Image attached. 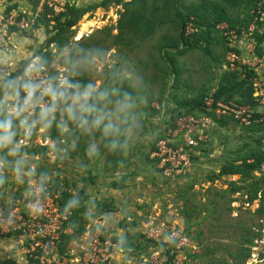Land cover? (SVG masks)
I'll return each instance as SVG.
<instances>
[{
  "label": "rangeland",
  "instance_id": "1",
  "mask_svg": "<svg viewBox=\"0 0 264 264\" xmlns=\"http://www.w3.org/2000/svg\"><path fill=\"white\" fill-rule=\"evenodd\" d=\"M65 1L64 12L49 15L38 11L37 0L0 3V16L13 7V16L38 18L35 27L9 33L6 44L14 48L6 54L0 30V68L5 61L15 67L12 78L0 73V139L6 145L0 151V207L39 176L56 184L70 201L67 212L77 214L69 223L72 231L67 225L62 233L73 232L75 238H60L61 252L77 243L80 234L89 233L83 235L86 241L100 229L101 239L123 250L113 253V264H139L150 260L154 250L160 259L171 253L169 241L147 237L153 230L161 231L157 239L171 240L168 228H177L186 238L180 250L184 264H264V255L251 257L253 241L264 228V178L220 173L223 166L240 164L257 146L259 134L224 120L206 132V143L177 179L163 174L152 151L176 116L196 108L229 73L219 35L212 33L209 45L202 43L183 56L162 52L163 60L159 46L164 36L174 39L177 33L168 14L139 39L119 27L122 7L114 0ZM199 2L180 0L184 7ZM71 8L86 13L57 34L50 16L70 14ZM226 12L242 20L246 7L228 6ZM171 66L178 70L176 79ZM37 84L42 87L30 91L32 96L25 94ZM28 98L32 104L23 108L22 100ZM88 98L96 102L94 116L83 114ZM20 138L23 144H18ZM158 146L161 150L162 142ZM10 238L0 231V242ZM24 251L17 249L22 259ZM6 256L0 250V257Z\"/></svg>",
  "mask_w": 264,
  "mask_h": 264
},
{
  "label": "built area",
  "instance_id": "2",
  "mask_svg": "<svg viewBox=\"0 0 264 264\" xmlns=\"http://www.w3.org/2000/svg\"><path fill=\"white\" fill-rule=\"evenodd\" d=\"M4 1L0 0V3ZM67 3L65 0H39L38 11L47 6L52 8L53 12H64ZM249 14L248 23L236 29L226 23L216 25L226 47L225 68L229 73L236 74L238 81L245 82L248 96L246 100L237 95L231 99L224 97L215 99L213 90L202 98L196 108L191 106L190 110L182 111L176 116L175 122L168 130L169 134L159 141L162 142L161 150L158 142L157 151L154 153L158 155L156 157L162 164L163 174L171 175L172 179L179 178L187 170V166L192 164L195 150L206 143V132L220 125V121L225 120L240 127L262 129L258 134L261 137L260 148L264 152V0H255ZM0 17V30L6 36L8 28L15 24V16ZM33 24V19L29 18L22 19L16 25L21 30H26ZM193 30L191 25L187 27V33ZM1 47L5 54L14 48L6 43ZM5 63L6 66L0 68V73L10 77L15 67H12V61ZM38 84L25 91V94L32 96L33 93L30 91L42 87ZM43 88H48V85H44ZM38 102L36 104H39ZM22 103L23 108L29 103L32 104L30 98L22 100ZM17 141L18 144H23L25 140L20 138ZM165 147L167 151L163 149ZM178 171L180 172L177 173ZM253 174L264 177V160ZM47 183L45 178L35 177L22 190V195L14 197L7 206L0 207V231L3 236L13 238L16 251L18 247L25 248L23 252L26 254L25 258L16 264H113V253H122L123 250L117 243L101 239L100 229H96L97 231L95 230L96 232L94 231L95 233L86 241L82 240L83 235L86 234L88 238L89 233L84 232L78 237L77 243L73 242L69 248L60 251V236L63 232L67 233L63 225L71 213L62 208L59 194L49 190ZM168 229L170 234L166 236L171 240H164L161 237L157 239L161 231L156 230L147 237L155 242L169 241L170 255L165 254L163 260L164 258L160 259L162 257L160 251L154 250L150 260L143 258L139 264H184L185 258L180 250L186 238L179 234L177 228ZM81 241L84 245H79ZM252 249L254 250L252 254L250 253L252 258L264 255V228L255 237Z\"/></svg>",
  "mask_w": 264,
  "mask_h": 264
},
{
  "label": "trees",
  "instance_id": "3",
  "mask_svg": "<svg viewBox=\"0 0 264 264\" xmlns=\"http://www.w3.org/2000/svg\"><path fill=\"white\" fill-rule=\"evenodd\" d=\"M114 1L116 5L120 4L122 7V12L120 14L119 19V27H121L122 29L125 26L129 31H132L137 34L139 39L146 38L147 35H149L153 31V29L160 24V18H163L165 14H168V18L171 20V22L176 23L177 33L175 38L172 39L168 36H164L161 45L159 46V52L163 60L167 59L166 56L162 54V52L168 53L173 50L174 55L183 56L189 50L201 49L202 43L209 45V43L211 42L210 35L212 33L219 35L221 44L224 47V52H226L224 39L221 37L219 31L216 29V25L219 23H226L231 28L236 29L247 24V19L250 18L249 10L253 7V5H255V0H222V4L217 0H200L198 4L190 5L187 7L182 6L180 0H128L126 2H122L123 0ZM37 5H39V0H37ZM67 5L65 9H67ZM241 5H244L246 7V15L245 18H243L242 20H235L229 14H227L226 7H237ZM12 9L13 7H8L4 9L3 13L1 14L3 15V17H8L12 15ZM41 11L48 13V15L49 12H53L52 8H49L47 6H43ZM68 12H70V14L60 13L55 17L50 16V19H53L52 21L56 22L57 34H61L63 31L71 29L73 26H75V24H77V22L84 15V13H86V11L78 8L68 9ZM33 17L34 16L32 15L27 16L25 15V13L16 14L15 24L8 28L6 36L2 35V38H5V41L3 40L2 45H4L8 41L9 33L11 31H25L21 30L16 25L17 23H19L22 19H29ZM62 17L65 18L61 22L60 19ZM37 23L38 18L34 21L33 27H35ZM189 25H191L194 30L192 32L187 33V27ZM62 26H64V28H62ZM51 39L52 38L46 40V44L44 45H49ZM50 57L51 55L47 56V66L50 63ZM171 63H173L172 60ZM24 65L25 63L21 64L19 67L23 68ZM171 68L173 69L174 77L176 79L178 77V70L173 66H171ZM12 77H14L13 74H11L9 78ZM236 95L246 100L248 96V89L246 87L245 82L238 81L236 74L233 73H227L222 75L215 89L214 98L219 99L224 97L225 99H231ZM201 101L202 98L197 104H199ZM96 108V102L93 101L91 98H88L85 102L83 114L86 116H94ZM220 124H224V121H220ZM243 128L255 133H258L262 130L260 128L254 127ZM260 138L261 137L256 140L257 146L255 147V149L250 150L248 153L245 154V156L241 158L240 164L237 165L232 163L228 164L227 166H223L220 171L221 175H239L240 177L252 175L254 171L258 169L260 163L264 160V152L261 151L260 148ZM159 139H163V137H159ZM2 141L3 140L0 139V151H2L6 146ZM158 141L159 140H157L156 143ZM152 151H154L153 153L157 151L156 144L152 148ZM47 185L49 190L54 193H59V202L62 208L66 211H69L68 209L70 208L68 204L70 203V201L69 199H66L67 197H64L65 194L60 193L56 184L51 186L48 182ZM25 187H27V185H25ZM76 217V213L73 215H69L67 222L63 225V228H66V226L68 225V229H71L72 231V228L69 226V223H71V221H73ZM73 231L75 232L77 230ZM73 236L75 238V233L73 234L72 232V234L69 236H63L61 234L60 238L71 239ZM3 264L7 263L3 262Z\"/></svg>",
  "mask_w": 264,
  "mask_h": 264
},
{
  "label": "crops",
  "instance_id": "4",
  "mask_svg": "<svg viewBox=\"0 0 264 264\" xmlns=\"http://www.w3.org/2000/svg\"><path fill=\"white\" fill-rule=\"evenodd\" d=\"M4 241L5 242H0V250L3 251V254H6L7 255L6 256L7 258H1L0 257V263H1V261H4V259H5V261H9L8 262L9 264H16V263L22 262V257L19 254H18L19 255L18 256L17 255V251L14 249L15 246L13 244L14 242H13L12 238L7 239V240H4ZM13 253H15V254H13ZM118 259H120V258H117L116 257V260H118Z\"/></svg>",
  "mask_w": 264,
  "mask_h": 264
}]
</instances>
